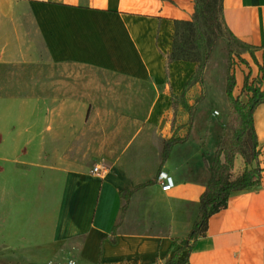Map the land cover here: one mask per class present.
<instances>
[{
	"label": "crops",
	"instance_id": "obj_1",
	"mask_svg": "<svg viewBox=\"0 0 264 264\" xmlns=\"http://www.w3.org/2000/svg\"><path fill=\"white\" fill-rule=\"evenodd\" d=\"M194 9L193 0H0V263H141L176 238L185 245L210 178L202 156L211 164L217 145L195 138L181 114L162 123L159 108L189 78L172 89L165 70L175 22ZM222 18L254 58L236 74L240 90L259 75L254 60L263 66L264 0H224ZM200 92L192 83L185 95ZM253 123L260 185L232 192L179 261L264 264V103ZM171 137L185 141L161 165ZM244 169L237 155L232 179ZM161 170L174 180L168 192Z\"/></svg>",
	"mask_w": 264,
	"mask_h": 264
},
{
	"label": "rangeland",
	"instance_id": "obj_2",
	"mask_svg": "<svg viewBox=\"0 0 264 264\" xmlns=\"http://www.w3.org/2000/svg\"><path fill=\"white\" fill-rule=\"evenodd\" d=\"M223 2L224 0L222 8ZM221 14V11H217L212 16L210 15L206 21L200 19L199 30L195 37L186 27L177 26L178 34L174 39L176 40L178 59L169 55L165 81L171 85L172 89H175L176 84L181 85L190 75H197L198 67L204 58V52H207L206 66L201 76V92L192 99L191 93L186 94L184 98H181L180 93L177 96L173 95L172 101L161 104L159 110L162 123L168 122L173 127L181 114L185 125L189 127L190 133L195 138H201L206 134L210 143L215 142V145H218L222 142L229 146L238 120L226 99V75L230 72L236 78L239 71L244 72L246 68L249 69L247 58L251 62L250 58L253 56L252 51L240 43L229 31ZM182 35L189 37V40L184 44L181 40ZM253 63L261 66L256 60ZM251 80H253L252 74H250L249 81ZM234 96L242 101L244 96L242 88L238 92L234 91ZM195 134L197 135L195 136ZM239 150L247 162L251 163L252 154L249 140L246 139L240 145ZM240 154L237 155L241 157ZM171 245L162 251L159 248L157 252L150 255L148 261L140 263L134 255L126 257L122 264H164L166 259L172 256L174 250L179 248L176 246L171 249ZM0 264L15 263L9 261ZM51 264H61V262ZM68 264H75V262L74 260L69 261Z\"/></svg>",
	"mask_w": 264,
	"mask_h": 264
},
{
	"label": "trees",
	"instance_id": "obj_3",
	"mask_svg": "<svg viewBox=\"0 0 264 264\" xmlns=\"http://www.w3.org/2000/svg\"><path fill=\"white\" fill-rule=\"evenodd\" d=\"M223 0H193L194 14L190 21L175 22L174 37L177 36V26L182 25L195 37L199 30L200 19L206 21L210 15L212 16L217 11H223ZM222 15V14H221ZM196 39V38H195ZM184 43L189 40V37L181 36ZM197 40V39H196ZM176 40L173 38V45L171 56L178 59L176 51ZM208 53L204 52V58L198 67V73L192 74L183 84L181 91V98H184L186 91L192 83H202L201 76L206 66ZM260 76L249 81L250 73L244 77L242 92L246 93L247 101L243 102L238 97L234 96V89L236 87V79L234 74L228 72L226 75L225 95L230 108L234 111L237 117V125L232 134V142L226 146L222 142L217 145L215 154L211 164H209L202 156L203 163L210 173V178L207 182L205 191L200 196V204L197 217L184 239L185 245L174 250L172 256L166 259L164 264H185L187 257L179 261L182 251L187 249V253L191 252L190 242L194 243L200 235L204 232L208 219L212 214L226 206V201L229 195L234 191L252 189L260 185V167L259 156L260 150L258 148L257 135L253 123V113L256 107L264 103V66H258ZM197 77V78H195ZM249 140L250 149L252 154L251 163H255L256 167L249 169L251 163H248L243 155L240 154L239 147L245 141ZM185 139L181 138H168L164 139L162 147L161 165H164L170 155V152L175 144L183 143ZM237 154H240L244 160L245 169L235 179H232L231 171L233 169L234 160ZM223 157V160L221 158ZM257 175L258 178H255ZM141 187V186H140ZM136 187L131 190L121 192L123 198H127ZM181 239H174L171 249L177 246ZM114 243V241H113ZM187 254V255H188Z\"/></svg>",
	"mask_w": 264,
	"mask_h": 264
},
{
	"label": "built area",
	"instance_id": "obj_4",
	"mask_svg": "<svg viewBox=\"0 0 264 264\" xmlns=\"http://www.w3.org/2000/svg\"><path fill=\"white\" fill-rule=\"evenodd\" d=\"M92 172L94 174H99V175L105 174L107 172V168L101 166H95L93 167ZM156 180L159 183L161 190L164 192L170 191L174 186V180L172 176L163 170L159 171Z\"/></svg>",
	"mask_w": 264,
	"mask_h": 264
},
{
	"label": "bare ground",
	"instance_id": "obj_5",
	"mask_svg": "<svg viewBox=\"0 0 264 264\" xmlns=\"http://www.w3.org/2000/svg\"><path fill=\"white\" fill-rule=\"evenodd\" d=\"M238 89H239V88H237V89H234V91L238 92V91H239Z\"/></svg>",
	"mask_w": 264,
	"mask_h": 264
}]
</instances>
